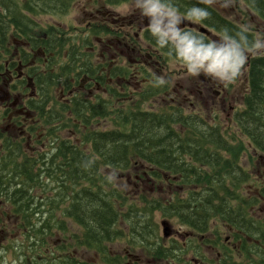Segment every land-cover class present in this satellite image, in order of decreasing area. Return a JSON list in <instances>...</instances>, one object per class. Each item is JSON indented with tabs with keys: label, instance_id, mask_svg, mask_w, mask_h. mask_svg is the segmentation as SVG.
I'll use <instances>...</instances> for the list:
<instances>
[{
	"label": "trees",
	"instance_id": "1",
	"mask_svg": "<svg viewBox=\"0 0 264 264\" xmlns=\"http://www.w3.org/2000/svg\"><path fill=\"white\" fill-rule=\"evenodd\" d=\"M73 1L25 0L24 6L18 7L17 0H0V42L3 44L7 33L13 28V34L23 36L31 51L41 49L45 55H58L66 50L64 57L67 62L65 66L60 67L59 72L65 76L72 75V81L68 77L64 81L66 89L72 86L71 83L77 85L80 77L84 76L90 79L88 87L93 85V82L102 84L104 76L99 75L98 71H101L104 64L93 65L91 54L81 52L86 38L81 39V45L78 46L62 29L49 28L42 34H31V31L37 29V23L28 15H65ZM124 1L127 0H106L110 4ZM244 1L264 22V0ZM161 2L184 16L190 9L208 11L209 16L200 22L230 38L233 45L227 50L233 54L239 53L246 59V91L242 96V108L235 110L232 122L238 134L248 141L250 147L264 156V52L247 54L255 49V37L204 3L194 0ZM193 19L197 20L195 16ZM89 31L96 36L115 34L105 25H94ZM145 39L155 41L147 30ZM198 39L205 47L211 46L212 52H216L212 43L205 42L204 38ZM170 47L169 45L161 50L170 56ZM25 51L27 50L20 48V52H24L21 55L24 62L33 58L30 52ZM37 61L43 62L40 57L35 62ZM51 67L49 61L43 74L37 64L31 68L35 83L43 92L41 101L37 104V111L49 122H55L59 118L57 113L69 112L80 125L88 129L82 134L81 141L88 144L90 150L86 152L79 144L63 139L57 141L55 152L49 156L47 162L44 161L46 158L41 156L42 161L38 163L27 159L18 160L20 150L16 149L15 170H12L14 177L9 178L2 172L0 191L6 194L13 212L20 217L24 227L35 235L48 227L50 218L42 219L40 226L32 223L36 204L30 194V183H39V175L44 174L59 182L56 198L50 199L46 205L54 209L60 202H65L64 217L70 218L80 229L78 234H73L77 246L97 250L99 255L104 256L103 246L122 237L123 220L128 226L130 244L141 246V249L150 255L180 262L185 256L183 250L187 244L199 241L187 237L185 241H174L169 247H157L152 244L157 236L156 225L147 220L146 216L151 218L149 213L160 209L164 217L176 218L180 224L199 235L209 231L212 220L228 225L233 229V243L240 241L236 249L237 254L246 252L250 257L249 260L244 256L247 260L245 263L234 260V264H264V220H257L253 213L256 205L264 201V184L259 185L253 195L242 193L243 185L251 181V174L240 163L244 147L234 135H228L219 123L210 125L197 115H185L180 107H169L164 113H155L133 107L135 104L130 105L125 112L120 108L115 111L112 118L113 128L90 129L95 119L111 114L110 101L97 95L91 100L76 94L68 98L66 103L59 104L58 111L52 112L49 109L45 112L44 104L49 99L47 93L50 85L56 83L55 79L59 75L51 71ZM107 72L111 77H115L120 76L123 69L113 66ZM44 83L45 90L41 87ZM109 93L112 97L120 95L115 89L109 90ZM199 127L202 130L198 129ZM137 162L151 167L147 172L151 177L163 178L166 175L175 186L183 187L185 194L175 196L163 204L153 200L146 210L132 205L127 208L129 215L124 214L115 203L122 199L120 192L112 186L109 178L101 173L100 167L121 171L127 170ZM35 166L38 167L37 172L33 173ZM10 181L15 184L12 190L8 187ZM143 210L145 215H141L140 219L139 216L130 214L131 211ZM138 222L139 226L136 224ZM57 226L61 230L66 229L63 222L59 221ZM215 241L218 242V239ZM183 242H186V246ZM200 242L213 243L207 237ZM221 242L222 258H230L234 250ZM191 249L195 254H199L201 247L194 245ZM55 261L50 264H55ZM56 264H76V261L72 258L67 261L63 257L58 259Z\"/></svg>",
	"mask_w": 264,
	"mask_h": 264
},
{
	"label": "rangeland",
	"instance_id": "2",
	"mask_svg": "<svg viewBox=\"0 0 264 264\" xmlns=\"http://www.w3.org/2000/svg\"><path fill=\"white\" fill-rule=\"evenodd\" d=\"M17 2L18 7H23L25 4V0H17ZM134 4L135 0H127L119 4L105 3V0H74L65 15H33L34 17L28 15L37 23V29L31 31V34L34 32L42 34L44 30L49 28L62 29L71 38L72 42L74 44L77 43L78 46L81 45V39L86 38L87 41L84 43L81 52L91 54V63L93 65L102 66L104 64L101 71H98L99 75L104 76L102 84L93 82V85L88 87V79L80 77L77 85L71 83L72 86L66 89L64 82L67 79L66 77L70 81L73 80L70 78L71 74L69 76H65L63 73L59 74L60 67L65 66L67 62L66 57H64L66 50L58 55L53 53L51 55L53 60H51L52 67L50 70L59 75L55 79L56 83L50 85L47 93L49 99L44 104V111L47 112L49 109L52 112L58 111L59 104L66 103L72 95L77 94L91 100L97 95L110 101L112 112L105 118L95 119L90 129L106 130L114 127L112 118L115 116V111L119 108L125 112L130 105L135 104L133 107H139L142 111L164 113L169 107H180L185 115H197L210 125L214 124V122L219 123L223 131H227L228 135H234L236 140L243 144L244 149L241 153L240 163L251 174V181L243 185L242 193L253 195L258 190V186L264 184V156L250 147L248 141L238 134L232 122L235 110L242 108V96L246 91V59L244 58L239 74L232 82L225 83L219 79L216 88V90L220 91L219 95L210 92L207 97L203 96V93L199 95L197 92V85H194L197 75L188 74L182 62L176 60L173 55L167 56L168 54L162 50L155 53L154 59L159 61L158 66L153 68L147 66V71L135 73L137 65L134 63L132 65L131 63L136 57L129 52V49L126 50L123 47L122 41L119 44L115 42L113 36L108 35L110 36L108 37L105 34L96 36L90 34L89 31L94 25H105L111 31H116L114 35L117 33L121 34V36L124 35L127 42L133 41L135 34L139 35L134 44L139 45L144 54H149L151 49L142 40L143 35L140 32V28L144 27V25L141 24V27H139L141 23L139 19L128 25L129 17L127 15L130 12L137 11L141 13ZM210 6L226 19L252 33L255 37V43L258 42L262 45V47L255 48L251 52H247V54L253 55L264 52V22L243 5L242 0H212ZM106 10L113 14L111 17L114 19H127L124 22L111 24L108 18H102L100 15ZM178 17L179 19L183 18L180 15ZM211 32L219 35L213 30ZM11 33L12 35L9 36L8 40L16 45V48L26 45L27 41L23 36H18V33L17 35L13 34V28ZM213 43L215 44L216 42L213 41ZM36 64L40 67L39 71L42 74L46 72L47 66L42 65L38 61L37 63L34 61L31 67H36ZM112 66H119L125 71L119 78L112 77L110 80L107 71ZM129 72L135 73V77L126 76ZM157 78H163L165 84L157 86ZM112 89H115L120 95L112 97L109 93V90ZM57 114L59 118L55 122H49L46 121L47 118L44 115L41 117L37 111L35 117H33L32 123L35 127L32 131L35 130L40 139L35 144L22 140L23 156H19L18 160L35 161V159H38L37 161L40 163L42 161L40 157L42 156L46 158L44 161L47 162L49 156L55 152L56 144L63 139L79 144L86 152H89V145L81 141L82 134L88 129L80 125L69 112H59ZM36 122L38 123L36 124ZM4 125V119L0 116V129ZM177 128L180 129L181 127ZM50 129H53V131L51 132ZM198 129L202 130L200 127ZM37 168L35 166L33 173L37 172ZM150 168L142 162L133 163L127 170L121 171L100 167L101 173L108 177L112 186L120 192L122 199L117 200L115 203L117 208L122 210L124 214L129 215L127 208L132 205L146 210L154 201L163 204L175 196H183L185 194L183 192L184 188L175 186L166 175L163 178L151 177L147 174ZM58 184L59 182L54 177L50 178L44 174L39 175V183H30V194L36 204L32 223L40 226L42 219L50 218L48 227L43 228L41 230L42 233L36 235L23 226L20 217L13 212L9 202L1 198L0 264H50L53 260H56L53 262L56 264L57 260L63 257L67 261H71V258L75 259L76 264H127L128 262L132 264L133 262L135 264H162L160 263L162 258L146 253L141 249V246L136 247V245L130 244L128 226L123 220L121 222L122 237L111 240L103 246L104 256L99 255L97 250L77 246L73 240V234H78L80 229L70 218L64 217L63 208L65 207V202H60L56 208L54 206V209L46 205L50 199L56 198L59 190ZM122 202L123 205L121 206ZM144 210L143 212L131 211L130 214L132 216L137 215L139 216L138 219H140L141 215H145ZM253 213L254 218L257 220H264V201L256 205ZM149 214L151 218L146 216V219L156 225L157 236L153 239L152 244L157 247H169L174 241H182L190 233V230L180 224L176 218L164 217L160 209L153 210ZM164 220L169 221L171 234L175 238L167 239L162 237L161 222ZM59 221L60 223L63 222L65 230L58 228L57 223ZM136 224L139 226V222ZM176 230H179L181 234L183 233V238L176 234ZM209 234L211 238L220 239V241L224 240V238H229V247L234 251L230 258L223 257L224 262L222 264H234V260L245 263L247 262L245 257L250 260L246 252L241 255L237 254V248L235 247L237 243L234 244V240L231 238L233 229L228 225L212 220L209 231L204 235L208 237ZM237 242L240 243V241ZM220 250V247H218L213 252H206L205 256L213 261ZM195 257L187 254L182 261H173L175 262L174 264H183L184 260H187L186 264H193L192 259ZM206 260L209 261L208 259ZM105 261H108V263H104ZM212 264L215 263L213 262Z\"/></svg>",
	"mask_w": 264,
	"mask_h": 264
},
{
	"label": "flooded vegetation",
	"instance_id": "3",
	"mask_svg": "<svg viewBox=\"0 0 264 264\" xmlns=\"http://www.w3.org/2000/svg\"><path fill=\"white\" fill-rule=\"evenodd\" d=\"M194 1L203 3L202 0H194ZM242 2L243 5L246 6L245 1L242 0ZM105 3H107L106 0ZM207 5L210 6V4ZM176 14L183 17L180 19V22L176 25V27L182 33L189 32L193 34V36L197 38L198 37L204 38L205 40L204 39L203 40L205 42H211V43H213V41L215 42L216 40H218V38L221 36V35L213 34L212 32L211 34L203 33L204 35L203 34L201 35L199 29L203 25V23L196 22L195 19L189 20L186 18V16L182 14L179 13ZM100 15L102 16V18H108L111 24L124 22L127 19V18L114 19L111 17L113 16V14L108 10H106L104 13H100ZM127 16L129 17L128 25L133 24V22L137 21L138 19L141 21L139 27H141V24L144 25V27L140 28V32L141 35H143L142 40L151 49V52H149V54L146 53L144 54V52H142V48L139 45L136 44L137 45L136 46L134 44L137 40V36L139 37V35L135 34L134 40L133 41L131 40L132 43L125 41L126 40L125 36L124 35L121 36V34L119 33H117L116 35L114 34H105V35L107 36L110 35L111 37L113 36L115 38V42L119 44L121 43V41L123 42V47L126 48V50L129 49V52H131L136 57V59H134L133 62L131 63L132 65L133 63L137 65V71L135 73L138 72L142 73L144 72V70L147 71L146 70L147 66L153 68L159 65V61L154 59V57L156 56L155 53L157 51L160 52L161 49L156 46L155 41L145 39V31L148 29L147 24H149V17L144 16L142 15V13H139L137 11H132ZM207 29L210 31L212 30L208 27ZM10 35H12L11 32H9V35H6L3 44L2 42H0V116L3 117L5 122L4 127L0 129V181H1L2 172L3 174L9 176V178L13 179L14 174L12 173V170H15L14 161H15V151L17 148H19L20 150L19 156L20 157L23 156L22 146H21L22 140L23 141L25 140L27 143L35 144L40 139V136L35 133V130L32 131V129L35 127L32 121H33V117H35V114L37 113V108H38L37 104L39 103V101H41V95L43 92L38 87L37 83H35L34 74L31 69L32 68L31 64L34 61H36V59H38L39 57L43 60L42 65H46V66L49 64V61L53 60L51 56L53 53H49L48 55H45L44 52H42V50H36V51L27 50L25 52L26 53L30 52L31 55H33V58L35 59L31 58L28 61L24 62L23 60H21V55L24 52H20V48H16V45L12 44L8 40ZM24 47L28 48V42H26V45H24L21 48ZM172 55L173 57H175L174 53ZM135 73L129 72L126 76L135 77L136 75ZM108 75L110 76L109 72ZM115 77L119 78L120 76H115ZM83 79H88V81L90 80L86 76H84ZM109 79L111 80L112 77L110 76ZM218 82H219V78H213L210 76H206L203 73H200L197 75V80L194 85L195 86L197 85V92L199 93V95L203 93V96L207 97L209 96L210 92L219 95L220 91L216 90L218 86ZM45 86L46 83L41 85V87L44 90L46 89ZM37 123L38 122H36V124ZM37 160L38 159H35V161ZM8 187L10 190L15 188L14 181H10ZM1 198L4 201L9 202V200L6 197V194H2L0 191V202H1ZM176 234L179 235V237L183 238V233L181 234L179 230H176ZM187 237L190 239L196 238L195 240L199 241L197 243L193 242V244L189 242L187 244V247L183 250V254H185V256L187 254H191L193 256L197 255L195 258L192 259L193 264H212L213 262L215 264H222L221 261L223 260V258L220 251L217 252L213 261L205 256L206 252L209 251L213 252L218 247H220L221 249L220 239H218V242H216L215 240L217 239L211 238L209 234L207 238H210V240L213 243L202 244L200 240H203L206 236L202 234L199 235L198 233H195L192 230H190V233L186 236V239ZM170 238H175V237H173L172 234L167 239ZM182 241H185V238ZM221 243L229 246V238L226 239L224 238V240H222ZM183 244L186 246V242H183ZM194 245L196 246L199 245L201 247V249L199 250L200 251L199 254H195L194 252H192L191 246ZM235 247L238 248L239 243H237ZM205 259H208L209 261L207 260L205 261ZM186 262L188 261L184 260L183 264H186ZM104 263H108V261H105ZM160 263L174 264L175 262L173 260L161 259ZM127 264H132V263L128 262ZM133 264L135 263L133 262Z\"/></svg>",
	"mask_w": 264,
	"mask_h": 264
},
{
	"label": "clouds",
	"instance_id": "4",
	"mask_svg": "<svg viewBox=\"0 0 264 264\" xmlns=\"http://www.w3.org/2000/svg\"><path fill=\"white\" fill-rule=\"evenodd\" d=\"M211 4L212 0H202ZM134 6L142 15L149 17L147 31L154 38L156 46L160 49L169 47V54H175L176 60L182 62L190 75L205 74L213 78H219L222 82L230 83L239 74L240 66L244 63V57L239 53L233 54L227 49L212 52L211 46L205 47L201 41L189 32H181L176 25L180 22L174 8L162 3L161 0H135ZM186 18L191 20L193 16L200 22L209 16L203 9H190ZM255 48L262 45L256 43ZM165 84L163 78H157L156 85Z\"/></svg>",
	"mask_w": 264,
	"mask_h": 264
},
{
	"label": "water",
	"instance_id": "5",
	"mask_svg": "<svg viewBox=\"0 0 264 264\" xmlns=\"http://www.w3.org/2000/svg\"><path fill=\"white\" fill-rule=\"evenodd\" d=\"M147 26H149V24H147ZM200 32H204V33L208 34V32H206L204 27L200 28ZM229 45H231V42L229 40L221 39L220 42L216 45V48L218 51H221V50L225 49L226 47H228ZM161 226H162V236L164 238H168L171 235L169 223L164 220L161 222Z\"/></svg>",
	"mask_w": 264,
	"mask_h": 264
}]
</instances>
